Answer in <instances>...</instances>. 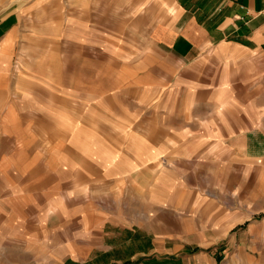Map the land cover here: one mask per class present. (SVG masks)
Returning a JSON list of instances; mask_svg holds the SVG:
<instances>
[{"label":"crops","instance_id":"crops-1","mask_svg":"<svg viewBox=\"0 0 264 264\" xmlns=\"http://www.w3.org/2000/svg\"><path fill=\"white\" fill-rule=\"evenodd\" d=\"M212 119L233 158L264 163V0H0V123L42 145L26 205L80 212L89 234L62 264H213L123 213L150 212L130 192L177 199L167 158Z\"/></svg>","mask_w":264,"mask_h":264},{"label":"rangeland","instance_id":"rangeland-1","mask_svg":"<svg viewBox=\"0 0 264 264\" xmlns=\"http://www.w3.org/2000/svg\"><path fill=\"white\" fill-rule=\"evenodd\" d=\"M9 122L0 123V264H62L75 251L71 246L89 234L77 232L80 212H34L30 202L26 205L31 196L41 200V185L24 175L26 169L34 176L40 172L41 140L28 137L26 145L22 137L17 146L5 128ZM170 123L180 127L183 122ZM216 126L214 119L204 124L203 143L178 137L177 151L163 172L165 180L175 177L177 199L149 206L132 200L130 192L129 210L150 212H123L124 219L184 234L192 252L209 254L213 264H264V163L233 158ZM165 203L171 212H159Z\"/></svg>","mask_w":264,"mask_h":264}]
</instances>
